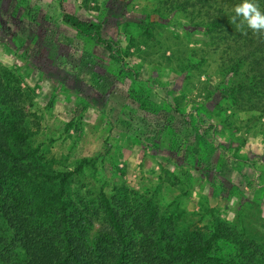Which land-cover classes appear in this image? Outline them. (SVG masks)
<instances>
[{
    "label": "rangeland",
    "instance_id": "rangeland-1",
    "mask_svg": "<svg viewBox=\"0 0 264 264\" xmlns=\"http://www.w3.org/2000/svg\"><path fill=\"white\" fill-rule=\"evenodd\" d=\"M216 2L0 0V137L31 169L70 173L87 244L187 264L199 239L211 251L191 264H264V101L233 88L256 68L235 66L246 49L220 41Z\"/></svg>",
    "mask_w": 264,
    "mask_h": 264
},
{
    "label": "trees",
    "instance_id": "trees-1",
    "mask_svg": "<svg viewBox=\"0 0 264 264\" xmlns=\"http://www.w3.org/2000/svg\"><path fill=\"white\" fill-rule=\"evenodd\" d=\"M215 2L216 0H210L209 5L214 8ZM241 2L242 0H220V29L224 34L220 41L232 40L233 45L237 46L239 43L246 49L235 64L238 69L246 60L251 61L256 68L243 75L244 78L233 87L235 91L241 95H245V92L252 93L258 101H264V64L260 63L264 60V37L254 35L247 28V35H243L229 22L235 15L234 7ZM256 2L261 11H264V0ZM61 18L70 28L82 35L94 36L93 40L97 44L111 50L110 43L102 40L96 31L90 33L91 29H96L93 25L69 13L63 12ZM239 74L242 73L238 72L237 75L240 76ZM7 131L8 138L16 141L24 139L23 132L14 126H10ZM7 145L0 137V222L5 223L9 232L7 240L3 239L1 242L0 264H154L150 259V250L143 257L135 252H131L129 256L127 253L130 252L123 247L108 252L102 247L100 239H96L92 246L87 244L88 221L64 195L70 173L49 175L40 169H31V165L22 163L25 154L14 152ZM34 180L55 183L57 186L53 191L44 193L36 185L39 182ZM104 206L109 223L120 234L114 215L105 203ZM178 251L179 258L191 264L211 251V243L200 242L199 239L189 240Z\"/></svg>",
    "mask_w": 264,
    "mask_h": 264
},
{
    "label": "clouds",
    "instance_id": "clouds-1",
    "mask_svg": "<svg viewBox=\"0 0 264 264\" xmlns=\"http://www.w3.org/2000/svg\"><path fill=\"white\" fill-rule=\"evenodd\" d=\"M235 15L230 19V23L234 24L238 31L243 35H247L245 28L250 29L254 35L264 37V11H261L256 0H242L233 9ZM239 19V22L237 20Z\"/></svg>",
    "mask_w": 264,
    "mask_h": 264
}]
</instances>
